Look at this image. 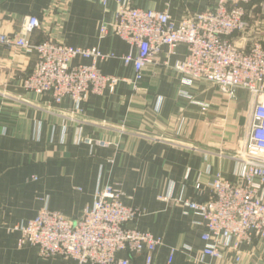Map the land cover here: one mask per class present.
I'll return each mask as SVG.
<instances>
[{"label":"crops","instance_id":"obj_1","mask_svg":"<svg viewBox=\"0 0 264 264\" xmlns=\"http://www.w3.org/2000/svg\"><path fill=\"white\" fill-rule=\"evenodd\" d=\"M262 1L242 5L249 23L246 47L264 42ZM132 4L167 11L178 26L188 13L213 9L215 0ZM28 16L41 24L30 35L31 42L49 39L95 48L112 56L100 63V72L123 81L113 91L87 96L77 108L67 99L57 105L22 86L36 54L0 45V264H77L72 259H42L29 245L18 248L19 233L12 228L25 225L43 208L79 219L107 185L119 191L125 206L141 212L128 227L162 240L153 264H199L202 216L177 202L208 199V185L217 174L234 178V158L254 99L241 89L231 96L222 94L202 81L185 86L174 69L185 58L184 45L173 54L162 47L142 70L139 89L134 90L133 66H124L121 57L135 56L136 51L110 32L99 34L102 26L109 28L115 21L112 1L104 7L102 0H0V33L20 34ZM202 105L208 107L205 112ZM85 137L110 145L79 143ZM158 137L162 141H152ZM243 250L258 260L254 249ZM250 257L242 264H251ZM131 259L132 264H144L143 256Z\"/></svg>","mask_w":264,"mask_h":264},{"label":"built area","instance_id":"obj_2","mask_svg":"<svg viewBox=\"0 0 264 264\" xmlns=\"http://www.w3.org/2000/svg\"><path fill=\"white\" fill-rule=\"evenodd\" d=\"M110 1L115 5V21L109 28L102 26L100 36L110 32L136 51L135 56L121 57L124 66H133V85L139 83L142 70L162 47L173 54L184 45L185 58L174 69L185 86L202 81L216 86L222 94L231 96L241 89L254 99L241 149L234 158L238 164L234 178L228 180L217 174L208 185V199L177 203L202 216L199 264H223L227 260L242 264L250 255L251 264H264V42L245 46L249 23L242 7L252 0H215L213 9L188 13L178 26L171 22L167 11L140 9L133 6V0H102V5L107 7ZM260 7L264 9V0ZM40 25L37 17L28 16L20 34L0 33L1 46L36 54L35 66L22 84L25 90L47 96L57 105L67 99L77 108L87 96L99 95L106 89L113 91L123 81L100 72V63L112 56L95 48L52 41L31 43L29 36ZM207 108L202 105L201 111ZM79 143L98 148L110 145L89 137L80 138ZM140 215L139 210L122 203L118 190L107 185L96 192L93 206L79 219L43 208L15 231L19 233L18 246L36 248L42 259L132 264L131 257L143 256L144 264H153L163 243L151 233L128 227ZM243 247L254 249L258 260ZM120 253L128 257H118Z\"/></svg>","mask_w":264,"mask_h":264},{"label":"rangeland","instance_id":"obj_3","mask_svg":"<svg viewBox=\"0 0 264 264\" xmlns=\"http://www.w3.org/2000/svg\"><path fill=\"white\" fill-rule=\"evenodd\" d=\"M6 34V33H5ZM99 34H100V29H99ZM9 35H11V36H15V34H9ZM31 37L29 36V40H30V42H31V39H30ZM46 41H52V42H55V41H53V40H49V39H45V40H42L41 42H39L38 44H40V43H43V42H46ZM31 43H33V44H36V43H34V42H31ZM57 43H60V42H57ZM134 86L136 87V89L134 88ZM132 88L134 89V90H138L139 89V87H138V83L137 84H135V85H133L132 84ZM121 132H124L123 130H120ZM152 141H154V142H159V141H155V140H152ZM110 144V143H109ZM114 145H116V144H114ZM19 224V223H18ZM19 226H21V225H17V226H15L14 228H12L13 229V231H15V228L16 227H19ZM19 243V237H18V240H17V244ZM18 248H21V247H18Z\"/></svg>","mask_w":264,"mask_h":264}]
</instances>
